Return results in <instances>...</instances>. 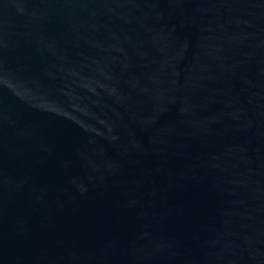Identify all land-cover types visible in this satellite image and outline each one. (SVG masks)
Listing matches in <instances>:
<instances>
[{"label": "water", "instance_id": "obj_1", "mask_svg": "<svg viewBox=\"0 0 264 264\" xmlns=\"http://www.w3.org/2000/svg\"><path fill=\"white\" fill-rule=\"evenodd\" d=\"M0 264H264V0H0Z\"/></svg>", "mask_w": 264, "mask_h": 264}]
</instances>
